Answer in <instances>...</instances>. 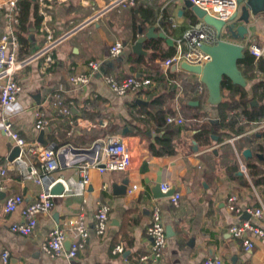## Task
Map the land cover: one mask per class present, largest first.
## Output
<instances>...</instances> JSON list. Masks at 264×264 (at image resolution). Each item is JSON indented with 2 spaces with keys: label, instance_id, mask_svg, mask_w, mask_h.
<instances>
[{
  "label": "crops",
  "instance_id": "1",
  "mask_svg": "<svg viewBox=\"0 0 264 264\" xmlns=\"http://www.w3.org/2000/svg\"><path fill=\"white\" fill-rule=\"evenodd\" d=\"M9 1L0 0V40L10 30L13 37L22 38L19 59L41 50L49 34L64 38L48 55L49 60L36 59L17 74L21 93L12 116L15 130L26 141L38 142L41 131L35 127V111L44 110L49 119L44 130L46 146L87 149L101 139L121 136L137 164L129 171L101 173L90 169V182L82 195H55L50 213L38 217L35 231L31 235L17 233L12 227L22 221V215L20 211L7 213L6 200L20 195L24 204L31 203L45 185L24 181L10 160L14 147L1 130L7 111L0 99V167L6 171L0 189V255L9 252L8 264H143L142 257L150 253L148 227L154 205L161 210L167 235L159 264H203L208 258H220L223 264H264V240L255 239L254 246L246 250L229 232L235 223L257 220L227 208L232 195L243 209L264 205V149L257 147L264 145V119L247 134L228 137L219 129V108L207 103L208 95L198 93L203 85L198 75L181 65L165 71L162 62L166 58L147 50L145 44L147 56L132 52L140 29L145 35L153 27L173 44L162 38L149 41H160L163 51L172 49L175 54L192 24L193 11L187 0H138L135 6L114 8L110 6L115 0H45L51 7L44 10L40 0H18L17 4L30 5L22 25L8 17ZM140 7L144 11L140 12ZM253 22L247 41H260L264 39V16ZM115 42H121L124 49L112 58L109 49ZM91 62H97L99 70L85 86H76L73 78L89 72ZM133 75L151 77L155 82L146 96H118L104 79L112 76L122 81ZM56 97L70 109L69 114H55L52 102ZM170 116L184 122L168 123ZM80 120L85 126L79 125ZM207 121L209 133L203 135L201 126ZM165 140L170 141L172 154H165L169 150L162 145ZM246 149L252 150V157L244 156ZM58 158L60 166L52 178L68 184L80 182L77 164L72 161L74 153L66 150ZM31 165L39 163L32 159ZM159 184L175 190L174 195L160 190L161 196L156 197L154 189ZM133 185L138 189L129 194ZM175 195L180 196L177 204L173 202ZM102 205L108 207L109 219L100 235L94 223ZM81 212L89 229L85 248L73 259L44 253L42 245L50 231L56 226L68 229ZM74 237L69 231L67 250Z\"/></svg>",
  "mask_w": 264,
  "mask_h": 264
},
{
  "label": "built area",
  "instance_id": "2",
  "mask_svg": "<svg viewBox=\"0 0 264 264\" xmlns=\"http://www.w3.org/2000/svg\"><path fill=\"white\" fill-rule=\"evenodd\" d=\"M193 5L204 10L212 17L228 22L230 18L238 11V0H188ZM18 0H10L8 2V17H12L16 22ZM138 0H115L110 8L119 6H135ZM41 10L51 7L45 3V0H40ZM43 12V11H42ZM48 31L47 29H45ZM63 37L54 38L48 35L45 46L30 57L19 59L17 50L19 47L17 38L13 37L12 31L3 36L0 40V99L2 105L7 111L6 116L2 120L1 130L9 139L12 146L19 148V155L14 159L15 168L19 171L24 181L31 180L36 183L45 185L44 190L33 202L24 204L23 197L20 195L11 196L6 200L5 211L12 213L20 211L22 221L14 224L13 231L22 235H31L37 225L38 217L42 214H49L53 207L52 194L53 187L61 183L64 191L61 195H82L86 186L89 184V170L97 169L103 173L105 171H129L137 164V159L133 157L129 151L125 140L121 136H111L97 141L92 147L83 150V152L74 154V161L77 164L78 171L82 180L78 183H67L63 179H54L52 175L59 169V153L64 152L67 147L58 148L44 146L40 142H28L15 130L12 116L14 114V105L17 103L18 96L21 93V86L17 81V74L25 69L32 61L47 57L57 45L63 41ZM220 41L236 42L226 32L218 31L203 20L195 24H191L184 33L183 39L178 43L177 52L162 62V67L168 71L173 65H181L187 63L193 66H204L211 58L208 54L202 51L203 45L214 46ZM241 43L245 50L255 57L256 60L264 58V39L260 41H245ZM11 46V48H10ZM183 46L186 48L184 49ZM124 46L121 42H115L110 46V57L115 58L122 54ZM99 70L97 62L89 64V72L83 73L73 78V82L78 87H83L89 81L92 73ZM105 83L118 96L134 94L137 97H142L143 93L153 88L155 82L145 77L130 76L122 81H118L112 76H105ZM205 87H198V93L204 94ZM55 114L64 116L70 113V109L63 105L60 97H56L52 102ZM168 123L177 122L183 123L181 117H168ZM80 126H85V121L80 120ZM49 126V119L44 110L35 111V127L38 131H44ZM36 159L38 166L31 165V160ZM243 170L246 168L243 166ZM6 171L0 167V189L3 186V177ZM138 189V185H133L128 193L133 194ZM161 190L167 193L170 190L168 185H161ZM179 195L173 197V202L178 203ZM228 210L236 215H241L246 212L255 218L257 222L250 219L242 220L233 224L230 227V234L233 238L239 240L246 250H250L255 239L264 240V205L257 209H243L238 205V198L232 195L228 198ZM108 207L100 206L95 215L94 227L100 235L104 234L108 223ZM151 223L148 227V237L151 240L150 253L142 257L143 264L153 263L159 264L163 255V251L167 245L166 228L162 220L161 210L159 206L154 205L151 210ZM68 229H63L58 226L54 227L48 238L42 245V250L52 258L64 256L68 259H73L82 251L88 241L89 229L86 224L84 213L81 212L76 219L71 221ZM73 232L75 237L71 243L70 249L65 248L68 232ZM121 250V249H118ZM10 254L7 251L0 255V264H8ZM203 264H223L220 258H208Z\"/></svg>",
  "mask_w": 264,
  "mask_h": 264
},
{
  "label": "water",
  "instance_id": "3",
  "mask_svg": "<svg viewBox=\"0 0 264 264\" xmlns=\"http://www.w3.org/2000/svg\"><path fill=\"white\" fill-rule=\"evenodd\" d=\"M239 9L230 18L228 22L218 20L207 14L204 10L193 5L187 0V7L191 8L198 19L203 20L206 24L213 26L218 33L226 31L236 42L220 41L217 45L209 46L203 45L202 51L208 54L211 60L204 66H193L187 63H182L181 68L189 73L196 74L200 77L201 83L206 87L208 93L207 103L211 106L218 107L223 102L222 83L225 78L229 79L234 85L246 88L249 85L248 80L244 77L239 69V61L245 56V48L241 43L245 41L250 34V27L254 25L253 20H258L264 16V0H238ZM140 37L132 46V52L138 57L147 56L148 52L144 49V44L152 39L162 38L172 45L165 34L155 33V28L149 29L148 33L142 34V29L139 31ZM176 70V66L173 67ZM254 106H258V102H253ZM212 123H218V120H212ZM217 141V137H215ZM42 145H48L44 140V131H41L39 141ZM67 151H72L74 154L83 152V150L73 149L71 146L67 147ZM65 150V151H66ZM197 150V148L195 149ZM19 148L15 147L10 155V160H14L19 155ZM251 149L244 151L246 158L252 157ZM121 191L124 188L120 189ZM161 184L155 189V196L160 197L159 191ZM64 187L61 183L56 184L52 189V194L61 195ZM175 190L169 191L167 195H174Z\"/></svg>",
  "mask_w": 264,
  "mask_h": 264
},
{
  "label": "trees",
  "instance_id": "4",
  "mask_svg": "<svg viewBox=\"0 0 264 264\" xmlns=\"http://www.w3.org/2000/svg\"><path fill=\"white\" fill-rule=\"evenodd\" d=\"M26 6V7H25ZM144 11L143 7H140V12ZM30 12V5L21 2L17 4V16L16 20L18 24L22 25L26 22L28 14ZM149 11L145 10V13ZM151 13V12H149ZM38 21L41 18H38ZM191 23L195 24L200 21L194 12L190 13ZM19 45H23V39L17 37ZM145 48L152 51L154 54L160 53L162 57L168 58L174 55L172 49L169 52L163 51L160 46V41H147L145 43ZM239 69L243 73L244 77L251 84L250 90L243 88L237 85H234L229 79L225 78L222 83V94L223 102L219 108L220 114V127L219 129L226 131V135L229 136H238L242 134H247L249 130H253L256 125H260L264 119V58L256 60L248 50H245L244 58L239 61ZM170 75H172L169 72ZM263 75V77H261ZM148 79L153 80L151 77ZM160 83L162 82L158 79ZM206 90V87H205ZM226 91L227 93H224ZM147 92L142 95L146 96ZM204 95H208L207 90ZM207 96H205L206 98ZM205 100V99H204ZM259 102L260 106H254L253 102ZM201 120V119H200ZM207 120V119H206ZM205 121V120H204ZM209 121L207 124L201 126V134L209 133ZM264 134V132H263ZM264 136V135H263ZM170 141L165 140L162 142V145L166 148L170 147ZM260 149H264V145L257 146ZM173 149L165 151V154H172ZM253 167L251 166V169ZM250 169V168H249ZM264 183V180H263Z\"/></svg>",
  "mask_w": 264,
  "mask_h": 264
},
{
  "label": "rangeland",
  "instance_id": "5",
  "mask_svg": "<svg viewBox=\"0 0 264 264\" xmlns=\"http://www.w3.org/2000/svg\"><path fill=\"white\" fill-rule=\"evenodd\" d=\"M261 24H259V26H260ZM251 84V83H250Z\"/></svg>",
  "mask_w": 264,
  "mask_h": 264
}]
</instances>
